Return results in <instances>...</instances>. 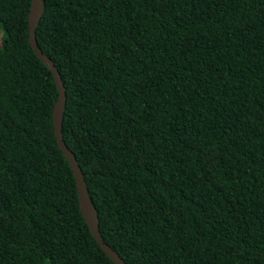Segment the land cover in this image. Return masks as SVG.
Here are the masks:
<instances>
[{
    "label": "trees",
    "instance_id": "16d2710c",
    "mask_svg": "<svg viewBox=\"0 0 264 264\" xmlns=\"http://www.w3.org/2000/svg\"><path fill=\"white\" fill-rule=\"evenodd\" d=\"M43 3L103 242L125 264H264V0ZM30 6L0 0V264H113Z\"/></svg>",
    "mask_w": 264,
    "mask_h": 264
},
{
    "label": "water",
    "instance_id": "95a60500",
    "mask_svg": "<svg viewBox=\"0 0 264 264\" xmlns=\"http://www.w3.org/2000/svg\"><path fill=\"white\" fill-rule=\"evenodd\" d=\"M43 14H44L43 0H31L30 12L28 15L29 46L36 55V57L52 73L54 83L58 91V99L54 104L53 112H52L53 130L57 141V145L60 151L62 152V154L64 155L73 173L77 187L79 208L81 211V215L87 224L91 236L113 264H125V262L117 255V253L114 252L110 247H108L103 242L98 228V214L89 197L84 176L77 164L74 155L71 153L69 149H67L62 139L61 125H62L63 112L66 101L65 88L61 82L56 67L54 66L52 61L39 50L36 42V28Z\"/></svg>",
    "mask_w": 264,
    "mask_h": 264
}]
</instances>
